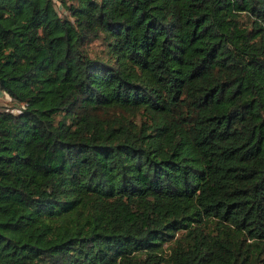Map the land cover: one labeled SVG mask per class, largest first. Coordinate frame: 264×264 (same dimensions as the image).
Instances as JSON below:
<instances>
[{
  "label": "trees",
  "instance_id": "16d2710c",
  "mask_svg": "<svg viewBox=\"0 0 264 264\" xmlns=\"http://www.w3.org/2000/svg\"><path fill=\"white\" fill-rule=\"evenodd\" d=\"M0 91V264H264V0H0Z\"/></svg>",
  "mask_w": 264,
  "mask_h": 264
},
{
  "label": "rangeland",
  "instance_id": "374dc122",
  "mask_svg": "<svg viewBox=\"0 0 264 264\" xmlns=\"http://www.w3.org/2000/svg\"><path fill=\"white\" fill-rule=\"evenodd\" d=\"M56 5L58 7L60 14L63 15L65 13L63 8L58 3ZM100 48H101V46H100V43L98 41L92 42L89 45V49L92 50V53H94V51L100 50ZM14 105L15 104L9 95L0 93V107L1 108H6V109H9V110L16 112L18 110V107L14 106Z\"/></svg>",
  "mask_w": 264,
  "mask_h": 264
},
{
  "label": "built area",
  "instance_id": "2783aa9c",
  "mask_svg": "<svg viewBox=\"0 0 264 264\" xmlns=\"http://www.w3.org/2000/svg\"><path fill=\"white\" fill-rule=\"evenodd\" d=\"M0 93H3V94H6V95H8L5 91H0Z\"/></svg>",
  "mask_w": 264,
  "mask_h": 264
}]
</instances>
